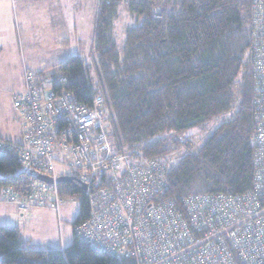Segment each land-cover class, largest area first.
Listing matches in <instances>:
<instances>
[{
  "label": "trees",
  "instance_id": "obj_1",
  "mask_svg": "<svg viewBox=\"0 0 264 264\" xmlns=\"http://www.w3.org/2000/svg\"><path fill=\"white\" fill-rule=\"evenodd\" d=\"M122 5L142 19L118 41L111 30ZM94 9L91 64L70 55L37 72L23 64L22 76L28 69L43 93L64 91L74 104L92 107L100 95L102 124L116 152L165 163L164 196L181 199L197 186L209 193L250 190L251 34L253 21L264 16V0H96ZM60 75L66 82L58 81ZM196 128L202 130L198 144L189 139ZM182 145L183 154L169 167L167 156ZM35 173L11 152L0 154V192L6 186L27 191L31 179L41 181ZM71 192L82 193L77 187ZM81 202L74 226L88 215L85 198ZM0 264L135 262L96 251L76 236L54 248L33 242L15 224H0Z\"/></svg>",
  "mask_w": 264,
  "mask_h": 264
},
{
  "label": "built area",
  "instance_id": "obj_2",
  "mask_svg": "<svg viewBox=\"0 0 264 264\" xmlns=\"http://www.w3.org/2000/svg\"><path fill=\"white\" fill-rule=\"evenodd\" d=\"M252 28L255 130L250 190L164 196L165 163L116 152L102 124L100 95L92 107L74 104L64 91L49 87L43 93L34 74L23 69L24 88L12 102L22 139L0 137V154L11 152L19 165L52 182L31 179L23 193L3 187L2 201L20 211L48 207L60 219L66 201L81 205L85 198L88 215L75 224L74 236L96 251L132 258L135 264H264L263 15ZM65 80L58 76L59 82ZM61 176L74 181H57ZM76 187L82 193L73 197Z\"/></svg>",
  "mask_w": 264,
  "mask_h": 264
},
{
  "label": "rangeland",
  "instance_id": "obj_3",
  "mask_svg": "<svg viewBox=\"0 0 264 264\" xmlns=\"http://www.w3.org/2000/svg\"><path fill=\"white\" fill-rule=\"evenodd\" d=\"M95 1L8 0L6 2V0H0V13L6 11L7 4L10 9L12 33L16 32V41L15 39L14 41L7 39L6 44L7 46L10 45L9 48L14 51V55L15 53L18 55L17 60L27 62V67L35 72L44 67L48 68L49 65L64 60L70 55H78L83 58L85 63L91 64L93 62L92 55H94L92 31ZM22 7L24 8L23 11L21 10ZM125 8L126 6L122 5L120 16L113 20L111 34L118 41L123 37L122 33L127 27L133 26L136 21L139 22L142 19V17H134ZM61 14L64 17L59 21ZM53 16L57 19L54 20ZM64 18L67 22L64 21ZM63 22L69 25L68 33L66 35H54V32H63L64 28L58 25ZM64 38H67L68 42H65L66 39ZM13 54L8 55V58L14 60ZM45 61L47 65L43 64ZM16 76L18 73H13L11 77L14 84H16ZM12 90L13 88H8L4 84L0 85V97L2 98L0 102L5 106V109L9 108ZM191 133H195V137L190 136L189 139L198 144L202 138H200L202 135L201 128H196ZM187 134L190 132H185L183 137ZM184 149V145H182L167 156L169 167L180 159ZM58 169L60 170V168ZM199 189L197 186L194 191L199 192ZM79 208V202L66 201V205L60 210V219H58L56 213L48 207L33 206L26 211H20L16 204L2 202L0 199V224H15L20 228L22 235L35 243L47 244L54 248L68 246L74 238L73 221L78 215ZM29 212L31 213L28 214Z\"/></svg>",
  "mask_w": 264,
  "mask_h": 264
},
{
  "label": "crops",
  "instance_id": "obj_4",
  "mask_svg": "<svg viewBox=\"0 0 264 264\" xmlns=\"http://www.w3.org/2000/svg\"><path fill=\"white\" fill-rule=\"evenodd\" d=\"M6 2H8V0H6ZM6 6H7L6 11L4 13L3 12L0 13V36H1L0 38V85L4 84L8 88H13V90L10 92L11 100L8 104L9 108L5 109V106H3L0 102V112H1L0 114V137L5 138V139L9 138V139L18 141V139H21L20 137H21L22 127L20 124V119L17 116V113L14 107L12 106V102H13L14 94L16 92L23 90L24 88L21 69H22L23 64L27 65V62L25 63L20 60H17L18 55H16V53L14 55L13 54L14 51L9 48L10 45L7 46L6 44L8 41L7 39L14 41L15 34H16V32L12 33L13 28H11V15H9L10 9L7 4ZM21 10L23 11L24 8L22 7ZM60 17L61 19L59 21H61L64 16L61 14ZM53 19L55 20L57 19V17L53 16ZM64 21H66L65 18H64ZM66 22H63L62 24H58L60 27L64 28L63 32L59 33V31L58 32L52 31L54 32V35L55 34L66 35L68 33L67 30L69 29V25ZM51 36H53V33H51ZM11 54L14 55V60H11V58L10 59L8 58V55L11 56ZM43 64L47 65V62L45 61ZM16 65H17V68H15ZM13 73H18V76L15 77L16 84H14L11 79V77L13 76ZM1 100L2 98L0 97V101ZM31 212H29L28 214H30ZM6 213H8L7 210H6Z\"/></svg>",
  "mask_w": 264,
  "mask_h": 264
},
{
  "label": "water",
  "instance_id": "obj_5",
  "mask_svg": "<svg viewBox=\"0 0 264 264\" xmlns=\"http://www.w3.org/2000/svg\"><path fill=\"white\" fill-rule=\"evenodd\" d=\"M35 176H36V178L38 179V180H41V181H47V182H52L51 181V179L49 178V177H47V176H45V175H40V174H38V173H35ZM57 181H59V182H62V183H65V181H68V182H73L74 180H73V178L72 177H69V176H61V177H58L57 178Z\"/></svg>",
  "mask_w": 264,
  "mask_h": 264
}]
</instances>
